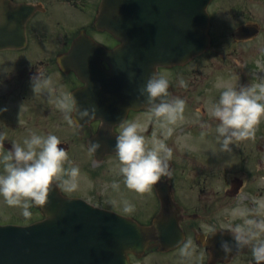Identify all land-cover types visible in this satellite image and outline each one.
<instances>
[{"label":"flooded vegetation","instance_id":"obj_1","mask_svg":"<svg viewBox=\"0 0 264 264\" xmlns=\"http://www.w3.org/2000/svg\"><path fill=\"white\" fill-rule=\"evenodd\" d=\"M242 1L225 0L215 5L211 14L212 28L216 21L220 31L231 28L233 37V32L240 27L256 24V13L248 5L244 11ZM246 2L259 5V0ZM100 3L101 0H0V109H7L0 112V130L5 133L0 154L33 133L57 135L74 164L81 160L80 153L85 147L89 151V141L97 136L103 124L96 120L68 124L56 107V97L62 93L72 95L86 86L73 72L75 65L88 63L108 67L105 60H84L71 54L73 44L82 33L106 49L116 47L117 43L109 35L93 28ZM228 7L229 15L226 14ZM89 50L87 47V54H94ZM78 55L83 56L84 51ZM208 62L210 58L205 60ZM195 67L192 75L197 77ZM37 72L51 76V91L44 89L34 94L32 77ZM161 72L169 74L167 70ZM165 78L175 92L176 80L171 75ZM148 116L146 110L130 111L122 123H141L140 134L151 146L149 135L154 131V123L147 129ZM122 123L108 128L111 141H116ZM155 133L163 138L158 127ZM174 135L173 128L172 135L165 140L173 150L169 161L171 174L162 177L151 191L138 193L125 186L116 155L105 157L97 164L98 169L87 176L84 186L79 185L73 192L61 191L103 209H124V203L129 202L134 205L135 216L132 217L146 221L159 216L165 203L172 205L184 240L168 250L152 245L142 258L131 256L132 264H255L250 249L245 254L234 249L225 256L220 243L230 236L226 234L229 222H240L232 216L234 208L248 209L252 216L264 219V211H256L257 202L264 199V139L255 134L253 138L237 141L232 151L226 153L219 143L208 144L202 137L183 138L182 143H177ZM88 153L96 162L94 154ZM65 167L69 165L66 163ZM113 182L119 187L113 188ZM154 210L155 216L151 217ZM184 242L191 246L189 257L181 255Z\"/></svg>","mask_w":264,"mask_h":264},{"label":"clouds","instance_id":"obj_2","mask_svg":"<svg viewBox=\"0 0 264 264\" xmlns=\"http://www.w3.org/2000/svg\"><path fill=\"white\" fill-rule=\"evenodd\" d=\"M180 86L186 87L183 79ZM52 78L37 72L32 77L34 94L44 89L51 91ZM222 87L218 100L210 105L209 112L216 121L215 134L223 152H231L237 141L255 136L256 126L264 118V82L244 86L238 89L230 85ZM143 98L149 117L159 123L162 137L153 136L151 146L140 134L142 124L136 121L122 123L116 135L115 153L119 161V174L128 189L138 193L151 191L162 177L171 174L169 161L173 150L165 143L172 135L173 126L183 120L185 100L169 91L167 78L153 73L139 88L138 99ZM56 107L63 113L68 124L80 121H92L97 117V108L78 107L73 95L62 93L56 97ZM7 109H0V112ZM207 128L208 125H203ZM203 134V133H202ZM5 133L0 130V143ZM61 140L55 134L39 135L33 133L22 143H13L11 150L0 154V197L12 207H19L23 217L31 216L34 206L47 205L53 185L64 192L76 191L81 170L69 160L68 152L61 147ZM99 142L89 144V151L100 150ZM69 167H65V164ZM113 188L119 185L113 182ZM134 205L124 203V211L131 212ZM257 213L264 211V199L256 204ZM232 216L240 222H229L226 234L231 241L222 240L221 250L228 256L234 249L248 248L255 264H264V219L252 216L248 209L234 208ZM181 255H192L189 242H184Z\"/></svg>","mask_w":264,"mask_h":264},{"label":"water","instance_id":"obj_3","mask_svg":"<svg viewBox=\"0 0 264 264\" xmlns=\"http://www.w3.org/2000/svg\"><path fill=\"white\" fill-rule=\"evenodd\" d=\"M209 2L114 0V9L110 13L105 9L97 24L126 44L116 52L117 60L128 58L132 48L140 52L132 56L134 62L112 66L115 89L125 90L130 81L135 99L139 96L135 88L157 66L182 63L203 52L208 43ZM43 213L48 219L34 226H0V264H128L127 253L143 252L156 230L177 234L175 224L159 228L160 223L155 222L152 228H141L81 201L65 200L57 192L52 193Z\"/></svg>","mask_w":264,"mask_h":264},{"label":"rangeland","instance_id":"obj_4","mask_svg":"<svg viewBox=\"0 0 264 264\" xmlns=\"http://www.w3.org/2000/svg\"><path fill=\"white\" fill-rule=\"evenodd\" d=\"M236 63H240V65H236ZM224 64L223 70L216 71L217 68L214 67L207 71L210 77L206 80L205 78L202 79L206 84L204 90H210V92L207 93L208 96L196 97V95L192 94L193 98L188 97V106H208L210 108V105L218 100L219 94L222 91V87L218 88L217 84L230 85L238 89L241 85L250 86L264 82V32L255 42L245 43L239 50L232 52L231 55L224 60ZM230 71L234 77H230ZM243 75H247L249 80L241 78ZM258 125H260L261 128L264 127V118L261 119ZM200 137L208 144L217 142L216 134L211 132L210 135L206 132ZM259 138L264 139V128L260 130ZM2 198L3 197H0V220H2V222H22L23 224H28V222L39 218L38 212L33 207L30 209L32 213L31 216L25 218L22 216L19 207H14L13 209L5 207L4 202L1 200ZM4 209L7 212L3 213Z\"/></svg>","mask_w":264,"mask_h":264}]
</instances>
